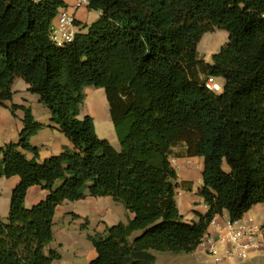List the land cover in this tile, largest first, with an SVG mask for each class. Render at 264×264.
<instances>
[{
    "label": "trees",
    "instance_id": "trees-1",
    "mask_svg": "<svg viewBox=\"0 0 264 264\" xmlns=\"http://www.w3.org/2000/svg\"><path fill=\"white\" fill-rule=\"evenodd\" d=\"M65 7L64 0H0V107L14 117L24 112L19 141L0 148V180H21L8 219L0 213V264L60 260L47 250L56 210L88 197H111L135 215L88 236L98 254L90 264L193 254L214 218L227 212L238 220L264 205V0H89L100 18L59 48L51 28ZM215 29L229 41L206 63L198 46ZM17 79L74 150L38 162L31 140L46 125L30 108L6 105ZM211 79L224 81L221 93L207 89ZM92 87L106 92L120 151L99 137L92 116L81 117ZM179 147L205 163L198 196L209 210L192 223L177 201ZM32 187L48 195L27 208Z\"/></svg>",
    "mask_w": 264,
    "mask_h": 264
},
{
    "label": "crops",
    "instance_id": "crops-1",
    "mask_svg": "<svg viewBox=\"0 0 264 264\" xmlns=\"http://www.w3.org/2000/svg\"><path fill=\"white\" fill-rule=\"evenodd\" d=\"M66 3L65 9L69 14L75 16L76 18V27L78 33H87L88 27L96 22L100 18V13L89 10V4L84 3L80 9H76V5L83 0H64ZM88 26V27H87ZM15 84V83H14ZM26 84V82H25ZM88 89V88H87ZM86 89V90H87ZM14 90V85H13ZM26 90L29 92V85L26 84ZM85 90V93H86ZM104 90V89H103ZM30 93V92H29ZM16 92L14 91L13 101L6 102L8 107H11L12 104L19 106H25L32 110L35 120L41 124L46 125L44 130L40 134H43V138L33 137L31 140L32 146L38 148L39 157L38 162L42 163L45 160L62 154L66 149L74 150L72 142L61 132V129L58 125L52 124L51 119L52 115L48 108H46L41 102L40 97L32 98L29 94L26 96L16 99ZM87 100V93H86ZM34 101L37 103V107H44L47 110L40 111L36 113L33 111L30 102ZM109 104V103H108ZM47 111V112H46ZM49 111V112H48ZM41 114H46V121L42 120ZM82 115V111H81ZM89 115V114H88ZM87 116V114L85 115ZM90 116H93L92 114ZM94 117V116H93ZM24 112L22 110L17 111L16 117H14L9 108L0 107V133L4 137V142L0 143V148H3L9 143H14L15 138H20V133L24 128L23 124ZM95 120V119H94ZM96 130H97V121H95ZM53 131L57 133V136H52L47 139V135ZM63 135H62V134ZM98 133V132H97ZM99 135V134H98ZM64 136L66 138H64ZM101 139L107 140V138L101 137ZM19 141V140H18ZM112 146L117 150L115 141L108 138ZM26 156L29 160L34 159L33 153H26ZM179 175V183L184 181H196V185L199 187L202 186V174L204 171V160L201 158H177L176 165H173ZM2 187L0 188L1 196L5 195L12 199L13 190L20 184L19 177H13L11 179H1ZM48 192L42 190L40 187H32L28 191L26 197L25 206L27 208H32L43 200L46 199ZM179 197V195H178ZM2 199V197H1ZM182 203H178L180 211L184 216V220L187 223H192L197 221V216L195 213L206 214L209 208L203 203L199 196L193 197L190 199V202H186L183 198ZM122 205V204H121ZM1 207V200H0ZM7 208V206H5ZM259 208H263L261 212H258ZM11 209V205H10ZM9 209V214H10ZM2 210V209H1ZM262 214L264 213V205L255 206L248 214ZM3 213V211H2ZM122 215L125 216L126 221L122 218ZM4 220H7L9 215L5 217L4 214L1 215ZM92 216H97V219H93ZM135 217L130 211H128L124 205L120 206L119 203H116L111 197L104 198H92L88 197L87 199L79 202H67L62 206H59L56 210V215L54 218V234L55 238L53 243L48 247V251H56L61 259L53 262H65L66 259H74L80 264H90L98 256L97 251L94 245L89 241V235L95 234H105L107 227H113L120 223H128L133 220ZM217 223L219 226H222L223 223L230 219L228 214V219L225 220L224 214L222 216L216 217ZM75 228L79 231V235L82 236L86 241L79 240L76 238H69V230ZM214 231L213 228H210V232ZM198 251V250H197ZM164 255L165 261L170 264L171 259L166 258L169 256H184V255H172L169 253H160ZM157 258V254L155 253ZM159 258V256H158Z\"/></svg>",
    "mask_w": 264,
    "mask_h": 264
},
{
    "label": "rangeland",
    "instance_id": "rangeland-1",
    "mask_svg": "<svg viewBox=\"0 0 264 264\" xmlns=\"http://www.w3.org/2000/svg\"><path fill=\"white\" fill-rule=\"evenodd\" d=\"M228 41H229V35L227 32L223 30L215 29L213 33L205 34L202 38V41L200 42L198 46L199 58L206 63H212L213 55L220 53L223 47H225L228 44ZM216 82L224 86V81L222 79H218L216 80ZM14 91L16 92L15 94L16 99H20V97L26 96L27 94H29L32 98H38L37 95L29 93L26 90V84L21 79H17L15 81ZM86 93H87V100L82 106L81 117L82 118L85 117L86 114L87 115L92 114L94 116L92 117L95 119V121H97V132L99 134V137L107 138V140L108 138L113 139L116 143L115 145H117L116 146L117 150L120 151L121 145H120L119 139L116 134L115 127L111 119L110 106L108 104L107 95H106L105 90L92 87V88H88L86 90ZM30 105L32 106L33 111H35L36 113L38 112L37 110H39L40 113L43 110H47L44 107H37V103L34 101H31ZM45 115L46 114H41L42 120L46 121ZM51 135L57 136L58 134L51 131V133L47 135V139L49 137L51 139ZM37 136H39V138H43V136L45 135L38 134ZM64 138L66 137L64 136ZM18 140L19 138H15L13 141L14 143H17ZM4 141H5L4 137L0 133V143H3ZM184 153H185V150L183 149V147H179L175 149L174 156L172 157V164L176 165L177 157H183ZM1 187H2V180H0V188ZM200 188L201 187L196 185V181L181 182V184L179 185L178 191H177L179 195V197L177 196L178 203L180 204L182 203L181 198H183L186 202H190L191 198L199 195L198 192ZM1 197L2 199H1L0 213L1 215L4 214L5 217H7L9 215L11 198L6 197L5 195H2ZM119 205L122 206L121 204ZM5 206H7V208ZM262 210L263 208H259L258 212H261ZM250 215L254 216L259 226H263L264 213L258 215L252 212V214ZM92 218L97 219V216H92ZM122 218L124 219V221H126V218L124 215H122ZM224 218L225 220L228 219L227 212H224ZM69 238L70 239L76 238L79 240L81 239L83 241L88 242L82 236L79 235V231H77L74 227L69 230ZM156 254H157L156 264H168L164 259V255L160 253H156ZM166 258H170L172 260L170 264H264V252L251 253L249 255V258L245 261H240L235 258L231 260H227L226 258H224L223 260L219 262H215V258H213L212 256H209L208 254H206L204 251H201V250H198L193 254L184 255L181 257L167 255ZM55 264H80V262H77L74 259L72 260L66 259L65 262H57Z\"/></svg>",
    "mask_w": 264,
    "mask_h": 264
},
{
    "label": "built area",
    "instance_id": "built-area-1",
    "mask_svg": "<svg viewBox=\"0 0 264 264\" xmlns=\"http://www.w3.org/2000/svg\"><path fill=\"white\" fill-rule=\"evenodd\" d=\"M89 0H83L76 5L80 9ZM75 16L68 13L66 9L60 11L55 23L51 28V40L59 48H64L75 41L78 34ZM207 89L214 93H221L223 86L211 79L207 82ZM210 228L214 231L210 232ZM209 231L204 237L199 250L219 262L237 259L245 261L251 253L264 252V232L254 216L246 214L238 220H227L219 226L217 219L211 222Z\"/></svg>",
    "mask_w": 264,
    "mask_h": 264
}]
</instances>
